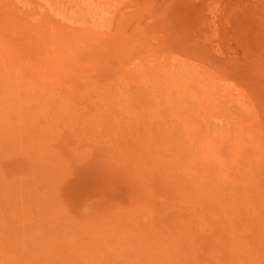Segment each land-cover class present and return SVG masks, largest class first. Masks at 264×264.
Returning <instances> with one entry per match:
<instances>
[{"label":"rangeland","instance_id":"374dc122","mask_svg":"<svg viewBox=\"0 0 264 264\" xmlns=\"http://www.w3.org/2000/svg\"><path fill=\"white\" fill-rule=\"evenodd\" d=\"M20 1L0 0V112H4V120H2L3 117L0 118V132L1 136L4 137L2 138L0 136V196L2 197V195H5L4 198L8 201H10L9 199L11 196L14 197H11V201H14L11 202L13 204H3L5 205V208L4 210V206L0 208V212H51L52 216L56 217L63 211L52 194H50L52 197L50 195H46L48 198H46V196L41 197V201H45V205H43L44 202L39 203V201H37V196L35 199L33 198L34 188H30V192L33 193H30V195H32L34 200L33 202H30L32 199L29 201L28 199L30 197H28V195V199H26L25 196L18 195L15 192L16 189L5 188L6 184L3 182V174L1 171L2 157H6L8 154L17 153V151L22 150V147H18V145L23 146V143H21L22 141L24 142V140L33 137L34 125L31 122L34 117H39L45 114L48 115L50 110L53 111L55 109L57 110H55V112L56 114L58 113L57 116L59 117L75 116L79 111L77 108V101L79 100L88 101V114L90 118L97 116L121 115L122 112L127 114L128 108L115 107L119 104V101L132 102L134 103L137 115L154 117V119L156 118L154 120L153 130H156L157 134L153 131L155 134L153 139L148 141V144L154 148L157 147L163 149L164 154L163 156L158 157V162H165L168 164V178L170 181H175L179 174L182 179L186 181V187H190L193 181L196 182L195 185L197 186H199L200 182L202 184L205 183V185L207 184L206 186H214L215 181H220L221 178L225 179V169H227V178L232 180V196L234 199L233 208L235 213L234 223L238 221L239 226L244 228H246V225L249 222L254 224L250 225L249 223L250 229H246L248 232L253 231L249 232L250 240L248 250L251 252L249 253L250 256H252V248L254 244V242L251 241V238H254V236L258 238L260 235L257 239V249H259L257 251L259 253L254 257L256 259H253V257H249L248 255V261L252 258L250 264H264V204H262L264 203V192H262L264 189V166L262 165L264 164V158H262L264 156V99H262L264 98V89L262 90V87H264V10H261L264 9V3L254 6L253 3L255 0L254 2L253 0H214L211 2L210 0H174L175 2H173V0H166L167 2L160 0L159 2H166L165 6L167 7H170L171 2L176 4H173L174 6L172 5L173 7L171 6V9L166 8L167 11H165V7H163L165 10L161 9L162 11H165V13L162 12L161 16L165 17L166 15L168 21L163 22V25L165 23L164 27L162 24L158 25L159 22H157V19L160 17L156 16L158 13L155 14L156 11L153 9L154 6H152V10H154L155 13L152 14H155L156 23L148 25L149 7L146 8L148 9V12H146V9H144L145 6H143L144 8L139 6L140 10H143V13L141 11H135V7H137L138 4L135 7L130 6L132 8L127 7L130 8V10H121L126 5H129L128 2H130V0H124L125 3L122 2V0H117L120 5L122 3V8L117 4L116 0H96V2L94 0H83L82 5H85L86 7L75 10L72 9L75 8V6L70 0L61 1L60 6L58 4H49L48 0H44L48 6H46L47 4H45L43 0H30L31 2L28 0L26 4L24 3L26 0H24V2L23 0ZM40 1L41 3H39ZM67 1H69V3H67ZM169 1L171 2L168 4ZM85 2H87V4H85ZM18 3L23 4L21 6ZM153 3L154 1L151 5H153ZM225 3L227 6H225ZM63 4L65 5L63 6ZM28 5L32 6V8L29 9ZM107 5L109 6V9H114L113 7L116 8L114 10H109ZM19 6L26 11L17 10L20 8ZM25 6L29 10H27ZM49 6H51V8ZM62 6L63 10L60 9ZM161 6L162 4H160L159 8H161ZM42 7H45L47 10ZM219 7L222 8V10H220ZM104 8L105 10H103ZM232 8L233 11H231ZM52 10H54V12H52ZM227 11H229L228 16L226 15ZM132 13L137 15H132L134 17H131L130 14ZM142 14L147 15L143 16ZM143 22H147L146 27L142 24ZM125 24H130L131 26L129 29H132V31L129 33L127 32L124 35L119 34V36L117 35L116 37L114 31ZM142 25L144 29L149 30V34H151L150 38L159 37L160 39L163 37L160 41L159 39L156 40L160 43L150 38L143 40L145 35L142 33V30L139 32V29L142 28L140 26ZM119 29L120 28H118V30ZM128 38L130 40H126ZM148 40L152 42V45L150 42L148 43ZM119 41L121 42L119 43ZM152 50H155V53H153ZM170 52H172V56ZM166 53H168L167 57L172 59L178 57V55H175L177 53L181 57L180 59H187L192 62L195 68L200 64L199 66L201 67V65H203L205 69H199V67L196 70L193 69V66L181 68L180 61H172L169 58L165 59V55H167ZM146 54L149 57L146 56ZM169 61L174 63H170ZM135 65L137 71L132 69ZM129 66L132 67V70H129ZM172 68H174L173 70H177L176 73L171 71ZM162 69H164L163 72L161 71ZM43 73L47 75H43ZM54 73L58 74L55 75ZM65 73H71L73 75H59ZM179 75L182 78L180 77V79H177L179 78ZM183 80H186L191 86L194 85L197 87L195 89L193 86V92L191 93L192 97H190L191 99L189 98L186 100L184 92L178 88L179 84H177L176 87V83H174H180ZM257 80L258 83H261H256ZM199 81L205 84H207V82L210 83L207 85L208 87H206L207 92L215 93L217 96H215V102L211 101L212 98L208 99L209 95H214V93H207L208 96L206 100V92L200 85L201 83ZM223 81H225L226 84H223L225 88L222 86L224 88L222 91L221 85L224 83ZM71 83L74 85L73 87L70 86ZM156 83H164L167 85V88L161 93L164 97L160 100L156 99L159 98L158 92L161 91L156 90V87L153 86ZM75 84L85 85L84 91L81 92L80 89H76ZM124 85L127 86L125 87ZM239 86L244 90L242 91L243 98L241 93L237 91H241ZM138 87H141V89H138ZM113 88L114 90H112ZM214 88L215 91H213ZM17 89L19 93L16 94L15 91ZM259 89L261 90V93ZM39 90L41 93L45 90L47 91L42 93L45 98H41ZM26 94H28V99H26ZM187 96L189 95L187 94ZM256 97L260 100L259 102ZM15 98H21V101H17V103L19 106L21 105L20 107L23 109L20 112L15 106L14 109L16 110H12V113L8 106L7 109L5 108L7 103H11L12 105L10 107L13 109L12 107L16 103H9V101L16 100ZM38 98L45 102L44 104H48L42 105V102L40 105L41 100H38ZM51 98L54 102H52L53 100ZM245 98H248L249 100ZM181 99L184 101L182 100V102ZM64 100H68L66 101L68 103L64 102L66 105L61 104ZM1 101H5L6 104ZM187 101H189V103H187ZM245 102L250 103L246 104ZM55 103L57 104L55 105ZM181 103L183 104L181 105ZM98 104L100 106H98ZM190 104H192V109H190ZM228 104L229 108L233 106V108L230 109L232 112L228 109ZM251 105L253 108L249 110L248 108H251ZM60 106L61 108H59ZM121 106H123V104H121ZM196 106L199 108H196ZM183 108H186V110ZM245 108H247V110L243 111ZM8 109L10 111L9 114ZM180 109L184 110V112ZM16 111L20 114L17 115L18 113ZM235 111H238L240 114H237V112L235 113ZM255 113L257 115H255ZM10 114L12 117L8 116ZM260 114L262 115L261 118H259L261 116ZM232 115L233 118L239 115L238 117H235L236 119H239L236 120L234 118L233 120L231 117ZM249 115L254 118L250 119L248 117ZM7 116L10 120L9 118L6 119ZM17 116L21 118H18ZM14 117H17L16 120ZM216 117L217 120L215 119ZM230 117L232 121L229 119ZM182 118L184 119L182 120ZM218 118L223 121L226 119L227 124L223 121L219 122ZM255 118L256 120H254ZM18 119L19 122H17ZM6 120L9 121L5 123L4 121ZM210 120L214 123L216 122V125L211 123ZM248 120H252L251 122L253 123L255 122V124L251 123L252 129L254 127L253 125H255V127L256 125L258 126L254 128V130H257L256 132L250 129L251 124L249 125L250 121ZM27 123L30 124L28 125ZM244 123L246 128H244ZM12 125L13 127H16L15 129L13 128V134L14 131L15 133H17V131L20 133V138L22 140L20 142L21 144H17L18 141H15L16 137L13 138L14 141L11 140L12 138L8 137L7 134L10 135L11 133H6L5 136L3 135L7 130H12ZM69 125L71 124H66L65 126ZM227 125L229 126V129ZM230 125L233 126L230 128ZM236 125H238L237 128L235 127ZM59 126H62V124L57 125V127ZM99 126L100 124H90V127L97 128ZM210 126L212 128H210ZM36 127L38 133L39 125H36ZM208 128L210 130H208ZM223 128L225 131L223 130V132H221L220 130ZM232 128L240 130L241 132L239 131V133L237 130L235 131V129L230 130ZM43 129L41 130L42 132ZM208 131L213 132L209 133ZM44 132H48V129ZM98 132H100V130L97 131V133ZM217 132H219V134H216ZM231 133H233L234 136H232L233 134ZM37 137L39 136L37 135ZM164 138L167 139L164 140ZM227 139H229V141ZM3 140H7V144H10V146L8 145V147L5 148V145L7 146V144L4 145L2 142ZM165 141H167L169 149L164 145L166 144ZM13 142H15L17 146L12 144ZM12 145L15 147H12ZM176 147L179 148L177 149ZM229 147H231L232 150H230ZM176 150L177 153H175ZM254 150H256V152ZM258 152H260V155ZM254 155L256 159L254 158ZM226 159L228 161H226ZM247 162L248 164H246ZM260 163L262 164L259 165ZM258 167L263 169L261 170V168ZM211 168L218 169L217 171L216 169L214 170V173L216 174L217 172L218 174H212L213 172L210 170ZM178 169L180 170L179 172H177ZM221 170L223 171V177L220 176L222 173ZM205 172L206 174H204ZM242 172L245 173L243 174ZM251 174H255L254 176L256 178L254 176L253 178ZM246 177H248V180ZM256 179H258L257 184ZM244 182L248 186L243 184ZM249 185H254L257 189L251 188ZM261 187H263V189ZM205 189L213 190L212 188ZM252 189L254 190L253 193L251 192ZM196 191L198 197V191H200L199 187L196 188ZM14 192L15 195L13 194ZM192 195V190L188 191L186 188L184 196L192 198ZM20 201L22 203H20ZM250 201L252 204H248ZM31 203H33L32 207ZM246 206L251 208L249 214V208H246ZM91 211L92 209L89 208V212ZM237 215H239L242 220H240ZM59 217L60 216H58V218ZM3 219L5 220L3 221L4 223L0 220V244H5V247L8 248L13 247L12 250H15L13 252H11L12 250L0 251V260L40 261L45 264H100V221L90 222L88 229L82 230L80 227L71 224L70 221L66 222L62 219L48 220L41 222L42 224L39 221L34 220ZM169 221L172 222L171 220ZM201 222L202 226L208 224L205 220H201ZM46 228H52L53 232L56 229V231L52 234L53 232L50 230L49 231L52 233H49V231L47 232ZM210 229L211 227L209 226L207 231ZM42 239H44V242L45 240L46 242L49 241L47 243L45 242L46 246H43L44 244L40 242ZM11 241H13V243ZM33 241H38L39 244H33ZM22 248H25L26 250H22ZM175 255V237H173L170 238L169 264L175 263Z\"/></svg>","mask_w":264,"mask_h":264},{"label":"crops","instance_id":"0c3cea01","mask_svg":"<svg viewBox=\"0 0 264 264\" xmlns=\"http://www.w3.org/2000/svg\"><path fill=\"white\" fill-rule=\"evenodd\" d=\"M75 85L76 89L84 91L85 85ZM77 102L76 116L59 117L55 110H50L48 115L34 117L31 122L33 137L23 142V150L1 160L6 188H18V195H28L23 191L31 185L34 193L40 192L41 196L55 194L63 211L54 215L56 217L51 212H0V218L40 223L62 219L82 230H87L90 222L100 221V264H111V261L112 264H169L170 238L173 237L177 259L172 264H248L250 233L238 222L234 223L232 180L227 178V171L225 179L215 181L213 187L201 182L197 186L195 181L186 187V181L179 174L175 181H170L168 164L158 162V157L164 154L163 149L148 144L153 139L151 130L156 118L137 115L134 103L126 101H119L115 107L128 108L127 114L90 118L88 101ZM58 124L62 126L57 127ZM90 124L100 126L95 128ZM36 125L41 130L44 126L48 132L41 133L39 129L41 134L37 133ZM35 163L40 166L43 163L44 168L40 169L48 179L37 178L35 167L38 165ZM227 182L230 189L224 187ZM186 188L192 190V198L184 196ZM1 199L0 204L8 203L6 198ZM201 220L208 222L209 231L200 227ZM130 230H134L135 235ZM256 240L255 236L251 238L254 255L258 253L255 252ZM9 249L0 247L2 252ZM118 254L123 256L121 260ZM115 255L118 261L113 260ZM0 264L45 263L0 260Z\"/></svg>","mask_w":264,"mask_h":264},{"label":"bare ground","instance_id":"6f19581e","mask_svg":"<svg viewBox=\"0 0 264 264\" xmlns=\"http://www.w3.org/2000/svg\"><path fill=\"white\" fill-rule=\"evenodd\" d=\"M18 1H20V0H18ZM27 1H28V0H26V1L24 2V0H23V2H24L25 4H26ZM29 1H30V0H29ZM37 1H38V0H37ZM43 1H44V0H43ZM43 1H42V2H43ZM48 1H49V4H50V3H51V4H55V5L58 4V5L60 6L61 1H63V0H48ZM70 1H71V2L73 3V5L75 6V8H72V9H74V10H75V9H81V8H83V7H86L85 5H82V4H83V0H82V2H81V0H70ZM94 1L96 2V0H94ZM94 1H93V2H94ZM97 1H98V0H97ZM107 1H111V0H107ZM116 1H117V0H116ZM128 1H129V0H128ZM141 1H143L144 3L141 2ZM151 1H152V2L154 1L153 5H151V4H152ZM151 1H150V0H146V1H144V0H134V1H133V0H130V2H128L129 5H126L124 8H122V6H123L122 3H121V5H120V4L118 3V1H117V4L120 5V7L122 8L121 10H123V11H124V10H130V8H132L133 6L135 7L137 4H138V5H137L138 8L135 7V9H136L135 11H141V10H140V7L144 8L143 6H145L144 9H146L147 7H149V10H148V9L145 10L146 12L149 11V14H148V15H149V16H148L149 21H148V23L146 22L147 25H148V24H154V23H156V22H155V14H157V13H158V14H157L156 16H158V17H160V18L162 17L161 19H160V18L157 19V22H159L158 25H160V24L163 25V22H164V21H165V22H168L167 19H166V18H167L166 15H165V17H164V16H161V14H162V12L165 13V11H167L168 8L171 9L174 5H176L175 3H173V2H175V1L173 0V2H171V1L168 2V4L171 2V3H170V4H171L170 7L165 6V5H166V2H167L166 0H164V1H166V2H164V1H163V2H162V1L159 2L160 0H156V1H155V0H151ZM157 1H158V2H157ZM211 1H214V0H210V2H211ZM226 1H228V0H226ZM229 1H230V0H229ZM232 1H234V0H232ZM238 1H239V0H238ZM250 1H251V0H250ZM20 2H21V1H20ZM20 2H19V3H20ZM30 2H31V1H30ZM34 2H35V1H34ZM45 2H46V1H44V3H45ZM99 2H100V1H99ZM122 2H124V0H122ZM145 2H146V3H145ZM150 2H151V3H150ZM236 2H237V1H236ZM247 2H249V1H247ZM253 2H254V0H253ZM253 2H252V3H253ZM19 3H18V4H19ZM39 3H41V1H40ZM44 3H43V6H44ZM67 3H69V1H67ZM124 3H125V2H124ZM147 3H148V4H147ZM164 3H165V4H164ZM214 3H215V2H214ZM216 3H217V2H216ZM254 3H255V4H254ZM254 3H253L254 6H256V5H258V4H263V3H264V0H260V1H259V0H255ZM22 4H23V3H21V4H19V5L22 6ZM28 4H29V3H28ZM33 4H34V3H33ZM45 4H47V3H45ZM85 4H87V2H85ZM88 4H89V3H88ZM95 4H96V3H95ZM97 4H98V2H97ZM126 4H127V3H126ZM134 4H135V5H134ZM146 4H147V6H146ZM160 4H162L161 8H159V7H160ZM173 4H174V5H173ZM218 4H219V3H218ZM218 4H217V5H218ZM231 4H232V3H231ZM31 5H32V4H31ZM64 5H65V4H63V6H64ZM92 5H93V4H92ZM98 5H99V4H98ZM149 5L151 6V9H150V6H149ZM172 5H173V6H172ZM21 6H19V7H20L22 10H21L20 8L17 9V10H19V11H23V10H25V9H23ZM41 6H42V5H41ZM46 6H48V4H47ZM63 6H62L60 9H62ZM89 6H91V5H89ZM93 6H94V5H93ZM102 6H103V5H102ZM130 6H132V7H130ZM139 6H140V7H139ZM152 6H154L153 9L156 11V13L154 12V10H152ZM171 6H172V7H171ZM225 6H227L226 3H225ZM25 7H26V6H25ZM28 7H29V9L32 8V6H29V5H28ZM49 7L51 8V6H49ZM49 7H48V8H49ZM94 7H96V6H94ZM108 7H109V6L107 5V8H108ZM110 7H111V6H110ZM112 7H113V6H112ZM127 7H130V8H127ZM163 7H165V9H166V8H167V9L165 10V9H163ZM234 7H235V5H234ZM33 8H34V6H33ZM42 8H45V7H42ZM52 8H53V7H52ZM89 8H91V7H89ZM96 8H97V7H96ZM113 8L115 9L116 7H113ZM125 8H127V9H125ZM142 8H141V9H142ZM219 8H220V7H219ZM238 8H239V7H238ZM26 9H27V7H26ZM29 9H27V10H29ZM45 9H46V8H45ZM54 9H55V8H54ZM92 9H93V8H92ZM98 9H99V8H98ZM108 9H109V8H108ZM114 9L110 8L109 10H114ZM156 9L158 10V12H157ZM161 9H162V10H165V11H162ZM226 9H227V8H226ZM258 9H259V8H258ZM46 10H47V9H46ZM57 10H58V9H57ZM62 10H63V9H62ZM64 10H65V9H64ZM74 10H73V11H74ZM103 10H105V8H104ZM121 10H120V11H121ZM147 10H148V11H147ZM220 10H222V8H220ZM220 10H219V11H220ZM256 10H257V9H256ZM261 10H264V9H261ZM25 11H26V10H25ZM30 11H31V10H30ZM95 11H96V10H95ZM120 11H119V12H120ZM131 11H132V10H131ZM152 11H153V12H152ZM168 11H169V10H168ZM231 11H233V8H232ZM17 12H18V11H17ZM52 12H54V10H52ZM55 12H56V11H55ZM62 12H63V11H62ZM133 12H134V11H133ZM141 12L143 13V10H142ZM150 12H151V13H150ZM228 12H229V11H227V13H226L227 16H228ZM71 13H72V12H71ZM134 13H136V12H134ZM134 13L130 14L131 17H134L135 15L138 14V12H137V14H134ZM139 13H140V12H139ZM152 13H155V14H152ZM28 14H29V11H28ZM71 15H72V14H71ZM132 15H134V16H132ZM142 15H143V14H142ZM145 15H147V14H145ZM145 15H143V16H145ZM24 16H25V15H24ZM139 17H140V16H139ZM163 17H164V19H163ZM222 17H223V16H222ZM144 18H147V17H144ZM82 19H83V18H82ZM95 19H96V18H95ZM148 19H147V20H148ZM147 20H145V21H147ZM223 20H224V19H223ZM82 21H84V20H82ZM143 21H144V20H143ZM161 21H162V22H161ZM80 22H81V21H80ZM160 22H161V23H160ZM169 22H170V21H169ZM224 22H225V21H224ZM146 23L143 22L142 24L146 27ZM227 23H228V21H227ZM84 24H85V23H84ZM228 24H229V23H228ZM262 24H263V23H262ZM127 25H128V26H127ZM143 25L140 26V27H142V28L139 27V28H140V29H139V32H141V30H142V33H144V35H145L143 40H145L146 38H150V37H151V34H149V30H148V29H144ZM130 26H131L130 24H125V25H122V26L118 27V28H120V29L118 30V28H117L116 31H114L115 34H116V37H117V35L119 36V34H120V35H122V34L124 35V34H126L127 32L129 33L130 31H132V29H129ZM163 26L165 27V23H164ZM163 26H162V27H163ZM152 27H154V26H152ZM156 27H157V26H156ZM261 28H262V27H261ZM164 29H165V28H164ZM118 32H120V33H118ZM154 33H155V32H154ZM166 33H167V32H166ZM152 34H153V33H152ZM114 36H115V35H114ZM127 36H132V35H127ZM162 36H163V35H162ZM162 36H161V37H162ZM155 38H156V39H155ZM155 38H150V39H152V40H154V41H156V40L159 39V37H155ZM162 38H163V37H162ZM162 38H160L159 41H160ZM117 39H118V38H117ZM126 40H130V39L128 38V39H126ZM131 41H132V40H131ZM159 41H156V42L160 43ZM120 42H121V41H119V43H120ZM149 42H150L151 45H152V42L148 40V43H149ZM151 47H152V46H151ZM151 47H150V48H151ZM160 49H161V48H160ZM152 51H153V53H155V52H154L155 50H152ZM160 51H161V50H160ZM165 51H166V50H165ZM153 53H152V54H153ZM170 53H171V56H172V55H173L172 52H170ZM166 54H167V55H165V56H166L165 59H166V58H167V59L169 58V59H171L172 61H173V60H175V61H180V62H181L180 67H181V68H185V67H187V66H191V67L193 66V69H196V70H197V68L200 67V66H199L200 64H198V65H197L198 67L196 66L197 68H195V67H194V64H193L192 62L188 61L187 59H180L181 57H180L179 54H177V53H176V54L174 53L175 55H178V57L175 58V59H172V58H170V57H167V56H168V53H166ZM251 54H252V53H251ZM251 54H250V55H251ZM144 55H145V54H144ZM154 55H155V54H154ZM154 55H151V56H154ZM169 55H170V54H169ZM175 55H174V56H175ZM220 55H221V54H220ZM220 55H219V56H220ZM228 55H229V54H228ZM146 56H148V55L146 54ZM151 56H150V57H151ZM155 56H156V55H155ZM174 56H173V57H174ZM190 56H191V55H190ZM205 56H206V55H205ZM207 56H208V55H207ZM148 57H149V56H148ZM157 57H158V56H157ZM221 57H222V56H221ZM155 58H156V57H155ZM190 58H191V57H190ZM205 58H206V57H205ZM156 59H157V58H156ZM156 59H155V60H156ZM165 59H164V60H165ZM192 60H193V59H192ZM154 62H155V61H154ZM169 62H170V61H169ZM170 63H174V62H170ZM4 64H5V63H4ZM130 65H131V64H130ZM195 65H196V64H195ZM208 66H209V64H208ZM209 67H210V66H209ZM3 68H4V67H3ZM131 68H132V67L129 66V70L135 69V70L137 71L136 65H135V67H133L132 69H131ZM203 68H204L203 65H201V67H200L199 69H203ZM210 68H211V67H210ZM173 69H174V68H172L171 71H174V72L176 73L177 70H176V69L173 70ZM204 69H205V68H204ZM163 70H164V69H162L161 71L163 72ZM1 71H2V70H1ZM202 71H203V70H202ZM203 72H204V71H203ZM215 73H216V72H215ZM0 75H1V74H0ZM120 75H121V74H120ZM175 75H176V74H175ZM210 75H211V74H210ZM182 76H183V75H182ZM208 76H209V75H208ZM213 76H214V75H213ZM120 77H121V76H120ZM180 77H181V76L179 75V78H177V79H180ZM206 77H207V75H206ZM209 77H210V76H209ZM181 78H182V77H181ZM198 78H199V77H198ZM16 79H17V78H16ZM196 79H197V78H196ZM256 79H257V78H256ZM260 79H261V78H260ZM3 80H4V79H3ZM258 80H259V79H258ZM258 80H257L256 83H258ZM106 81H107V80H106ZM109 81H110V79H109ZM179 81H180V80H179ZM208 81H210V80H208ZM255 81H256V80H255ZM139 82H140V81H139ZM163 82H164V81H163ZM199 82H200V81H199ZM210 82H213V81H210ZM223 82H224V83H222V85H221L222 91H223V89L225 88V87L223 86V84H226L225 81H223ZM15 83H16V82H15ZM144 83H145V82H144ZM174 83H176V84H175L176 87H177V84H179V85H178V88H179L181 91L184 92V96H186V97H185L186 100H188L190 97H192V94H191V93L193 92V89H192V88H193L194 85L191 86L189 83H187L186 80H183V81L180 82V83H177V82H174ZM200 83H201V82H200ZM260 83H261V82H260ZM260 83H258V84H260ZM32 84H33V83H32ZM129 84H130V83H129ZM129 84H128V85H129ZM167 84H168V83H167ZM209 84H210V83H208V82H207V84H205V83H201V84H200V85L204 88V90H205V92H206V100H207V96H208L209 93H210V94H213V93H214V92H213V93H211V92L208 93V92H207V88H206V87H208L207 85H209ZM254 84H255V83H254ZM262 84H263V83H262ZM262 84H261V85H262ZM14 85H15V84H14ZM40 85H42V84H40ZM261 85H260V86H261ZM8 86H9V85H8ZM111 86H113V85H111ZM124 86L126 87L127 85H124ZM151 86H152V85H151ZM153 86L156 87V90H161L160 92H158V96H159V98H156L157 100H160L161 98L164 97L161 93H163V90H164L165 88H167V85L164 84V83H156V84L153 85ZM215 86H216V85H215ZM215 86H213V87H215ZM222 86H223L224 88H223ZM29 87H30V86H29ZM39 87H40V86H39ZM217 87H218V86H217ZM217 87H216V88H217ZM239 87H240V86H239ZM250 87H251V86H250ZM47 88H48V87H47ZM52 88H53V87H52ZM108 88H109V87H108ZM132 88H133V87H132ZM139 88L141 89V87H138V89H139ZM194 88L196 89L197 87L194 86ZM235 88H236V87H235ZM253 88H254V87H253ZM255 88H256V87H255ZM257 88H258V87H257ZM28 89H29V88H28ZM117 89H118V88H117ZM126 89H127V88H126ZM209 89H210V88H209ZM217 89H218V88H217ZM237 89H238V87H237ZM237 89H236V90H237ZM240 89H241V91H240V90H237V91H239V92L241 93V96H242V98H243L242 91H244V90H242V89H243L242 87H240ZM260 89H261V88H260ZM260 89H259V91H260V93H261V90H260ZM263 89H264V87H262V90H263ZM30 90H31V89H30ZM60 90H61V89H60ZM112 90H114V88H113ZM132 90H133V89H132ZM154 90H155V89H154ZM210 90H211V89H210ZM247 90H248V89H247ZM14 91H15V90H14ZM16 91H18V89H17ZM16 91H15L16 94L19 93V91H18V92H16ZM41 91H42V89H41ZM41 91L39 90V93H41ZM45 91H46V90H45ZM45 91H44V92H45ZM126 91H127V90H126ZM128 91H129V90H128ZM140 91H141V90H140ZM213 91H215V88H214ZM219 91H220V90H219ZM255 91H256V90H255ZM28 92H29V90H28ZM44 92H42V93H44ZM46 92H47V91H46ZM106 92H107V91H106ZM110 92H111V91H110ZM112 92H113V91H112ZM129 92H130V91H129ZM245 92H246V91H245ZM256 92H257V91H256ZM26 93H27V91H26ZM42 93H41V98H45V97L42 95ZM50 93H51V92H50ZM186 93H187L189 96H187ZM207 93H208V94H207ZM221 93H222V92H221ZM237 93H238V92H237ZM243 93H244V92H243ZM260 93H259V95H260ZM16 94H15V95H16ZM45 94H46V93H45ZM116 94H117V93H116ZM127 94H128V93H127ZM127 94H125V95H127ZM228 94H229V93H228ZM250 94H252V93H250ZM26 95H27V98H26V99H28V94H26ZM26 95H25V96H26ZM98 95H99V94H98ZM111 95H113V94H111ZM229 95H230V94H229ZM244 95H245V94H244ZM262 95H263V93H262ZM262 95H261V96H262ZM42 96H43V97H42ZM46 96H47V95H46ZM53 96H54V95H53ZM53 96H52V97H53ZM109 96H110V95H109ZM113 96H114V95H113ZM117 96H118V95H117ZM117 96H116V97H117ZM128 96H129V94H128ZM175 96H176V95H175ZM210 96H212V97H210ZM213 96H214V97H213ZM215 96H216L215 93H214V95H209V98H208V99H211V98H212L211 101H214V102H215V100H216V99H215ZM11 97H12V96H11ZM20 97H23V96H20ZM173 97H174V96H173ZM216 97H217V96H216ZM55 98H56V97H55ZM176 98H177V97H176ZM178 98H179V97H178ZM182 98H183V97H182ZM213 98H214V100H213ZM229 98H230V97H229ZM253 98H255V97H253ZM10 99H11V98H10ZM15 99H16V100H12V101L10 100V101H9V103H10V102H12V103L14 102V103L17 104V105H16V104L13 105V107H12L13 109H11V107H10V106L12 105L11 103H10V104L7 103L6 108H5V109H7V106H8V107L10 108V111H11L12 113H13L12 110H16V109H14L15 106L17 107L18 110H20V112H21V110L23 109V108L20 107L21 105L19 106V104L17 103V101H18V102L21 101V98H18V99L15 98ZM51 99H52V98H51ZM63 99H65V98H63ZM122 99H123V98H122ZM122 99H121V100H122ZM183 99H184V98H183ZM183 99H181V101H182ZM190 99H191V98H190ZM245 99H248V98H245ZM256 99L258 100L257 97H256ZM262 99H264V98H262ZM38 100H41V99L38 98ZM52 100H53V99H52ZM179 100H180V98H179ZM186 100H185V101H186ZM217 100H218V99H217ZM227 100H228V99H227ZM242 100H243V99H242ZM248 100H249V99H248ZM45 101H46V100H45ZM50 101H51V100H50ZM66 101H68V100H64L61 104H62V105H66V104H64V102H65V103H68V102H66ZM167 101H169V100H167ZM183 101H184V100H183ZM183 101H182V102H183ZM243 101H244V100H243ZM246 101H247V100H246ZM259 101H260V100H258V102H259ZM1 102L3 103V102H5V101H1ZM42 102H43L42 100H41V103L39 102L40 105L42 104ZM52 102H54V100H53ZM192 102H194V101H192ZM226 102H227V101H226ZM250 102H251V101H250ZM250 102H245V103H246V104H249ZM44 103H45V102H43L42 105H47V104H48L47 102H46L47 104H44ZM57 103H58V102H57ZM57 103H55V105H56ZM69 103H70V102H69ZM187 103H189V101H187ZM228 103H229V102H228ZM251 103H252V102H251ZM5 104H6V102H5ZM58 104H59V103H58ZM182 104H183V103H181V105H182ZM3 105H4V104H3ZM179 105H180V104H179ZM188 105H189V104H188ZM191 105H192V104H190V106H191ZM206 105H207V104H206ZM208 105H209V103H208ZM67 106H69V105H67ZM98 106H100V105L98 104ZM177 106H178V104H177ZM227 106H228V109H229V110H230L231 108H233V106H232L231 108H229V104H228ZM248 106H249V105H248ZM262 106H263V105H262ZM0 107H1V103H0ZM18 107H19V108H18ZM29 107H30V106H29ZM74 107H75V106H74ZM182 107H183V106H182ZM260 107H261V106H260ZM57 108H58V107H57ZM59 108H61V106H60ZM196 108H199V107L196 106ZM211 108H212V107H211ZM252 108H253V106L251 105V108H248V109L250 110V109H252ZM27 109H28V108H27ZM183 109L186 110V108H183ZM190 109H192V106L190 107ZM25 110H26V109H25ZM55 110H56V109H55ZM175 110H176V109H175ZM180 110L184 112V110H182V109H180ZM229 110H228V111H229ZM235 110H236V108H235ZM238 110H239V109H238ZM240 110H241V109H240ZM245 110H247V108H245L243 111H245ZM249 110H248V111H249ZM253 110H254V109H253ZM262 110H263V109H262ZM262 110H261V112H262ZM10 111H9V109H8V114L10 113ZM56 111H57V110H56ZM68 111H71V110H68ZM188 111H189V110H188ZM230 111L232 112V110H230ZM241 111H242V110H241ZM16 112H17V111H16ZM22 112H23V111H22ZM190 112H191V111H190ZM231 112H230V113H231ZM236 112H237V114H240V113H238V111H235V113H236ZM255 112H256V111H255ZM261 112H260V113H261ZM3 113H4V112H0V114H1V115H0V118L3 117ZM12 113H11V114H12ZM17 113H18V114H17ZM17 113H16L17 115L20 114L19 112H17ZM42 113H43V112H42ZM42 113H41V115H42ZM191 113H193V112H191ZM191 113H189V114H191ZM235 113H234V114H235ZM11 114L8 115V116H11V117H12ZM57 114H58V113H57ZM227 114H228V113H227ZM261 114H262V113H261ZM261 114H260V115H261ZM185 115H186V114H185ZM187 115H188V114H187ZM252 115H253V114H252ZM252 115H251V116H252ZM255 115H257V114L255 113ZM8 116L6 117V119L9 118ZM13 116H14V115H13ZM75 116H76V115H75ZM238 116H239V115H238ZM238 116H235V117H238ZM17 117H18V116H17ZM17 117H14V119L16 120ZM181 117H182V116H181ZM196 117H197V116H196ZM207 117H208V116H207ZM231 117L233 118V115H232ZM231 117H230L229 119L232 121ZM235 117H234V118H235ZM244 117H245V116H244ZM248 117H249L250 119H253V118H254V117H250V115H249ZM257 117H258V116H257ZM257 117H256V118H257ZM261 117H262V115H261L259 118H261ZM18 118H21V117H18ZM66 118H67V117H66ZM66 118H65V119H66ZM68 118H70V117H68ZM75 118H76V117H75ZM193 118H194V117H193ZM234 118H233V120H234ZM256 118H255L254 120H256ZM48 119H49V118H48ZM153 119H154V117H153ZM183 119H184V118H182V120H183ZM215 119L217 120V117H216ZM235 119H236V118H235ZM237 119H239V118H237ZM237 119H236V120H237ZM242 119H243V118H242ZM245 119H246V118H245ZM247 119H248V118H247ZM2 120H4V117L2 118ZM9 120H10V118H9ZM9 120H8V121H9ZM70 120L72 121V119H70ZM73 120H74V119H73ZM161 120H162V119H161ZM207 120H209V119H207ZM8 121L6 120V121H4V122L7 123ZM179 121H180V119H179ZM218 121L221 122V121H223V120H221L220 118H218ZM218 121H217V122H218ZM238 121H239V120H238ZM248 121H250V120H248ZM251 121H252V120H251ZM251 121L249 122V125H250L251 123H252V124H255V122L253 123V122H251ZM263 121H264V120H263ZM17 122H19V119L17 120ZM21 122H22V121H21ZM175 122H176V120H175ZM181 122H182V121H181ZM181 122H180V123H181ZM208 122H209V121H208ZM210 122H211V123H214V122H212L211 120H210ZM210 122H209V124H210ZM223 122L226 123V122H227L226 119H225ZM228 122H229V121H228ZM246 122H247V121H246ZM246 122H245V123H246ZM257 122H258V119H257ZM0 123H1V121H0ZM183 123H184V122H183ZM245 123H244V128H246V127H245ZM247 123H248V122H247ZM64 124H65V122H64ZM73 124H74V123H73ZM161 124H162V122H161ZM194 124H195V123H194ZM214 124L216 125V122H215ZM219 124H220V123H219ZM226 124H227V123H226ZM229 124H230V122H229ZM240 124H241V123H240ZM252 124L250 125V126H251L250 129L256 132L257 130H254V128H256V127H258V126L256 125V127H255V125H253L254 127H253V129H252ZM165 125H166V123H165ZM182 125H183V124H182ZM211 125H212V124H211ZM215 125H214V126H215ZM241 125H242V124H241ZM69 126H70V125H69ZM176 126H177V124H176ZM219 126H220V125H219ZM219 126H218V127H219ZM222 126H223V123H222ZM227 126H228V125H227ZM227 126H226V127H227ZM232 126H233V125H232ZM232 126L230 125V128H231ZM237 126H238V125H236L235 127L237 128ZM246 126H247V125H246ZM43 127H44V126H43ZM43 127H42V129H43ZM165 127H166V126H165ZM212 127H213V125H212ZM212 127L210 126V128H212ZM215 127H216V126H215ZM13 128L15 129L16 127H13V125H12V130H7V131H10V132H7V131H6V132L3 133V135L5 136L6 133H11L10 135L7 134L8 137L12 138L11 140H13V138L16 137V138H15V139H16L15 141H18V139H19L20 137H18L17 135L20 136V133H19L18 131H17V133H15V131H14V134H13ZM181 128H182V127H181ZM188 128H190V127H188ZM39 129L41 130V127H40V128L38 127V133H39ZM152 129H153V128H152ZM179 129H180V126H179ZM216 129H217V127H216ZM228 129H229V126H228ZM234 129H235V128H232V129H230V130H234ZM242 129H243V128H242ZM259 129H260V128H259ZM208 130H210V129L208 128ZM211 130H212V129H211ZM223 130H224V128L221 129L220 131L223 132ZM230 130H228V131H230ZM236 130H237V129H235V131H236ZM11 131H12V132H11ZM44 131H45V130L43 129V132H44ZM151 131L156 132V130H151ZM160 131H161V130H160ZM164 131H165V130H164ZM220 131H219V132H220ZM224 131H225V130H224ZM237 131L239 132L240 130H237ZM243 131H244V129H243ZM40 132H41V131H40ZM43 132H41V133H43ZM58 132H59V130L57 131V133H58ZM208 132H209V133H210V132L212 133L213 131H208ZM219 132H217L216 134H219ZM231 132H232V131H231ZM240 132H241V131H240ZM240 132H239V133H240ZM41 133H39V134H41ZM156 133H157V132H156ZM162 133H163V132H162ZM168 133H169V132H168ZM225 133H226V132H225ZM239 133H237V134H239ZM249 133H250V132H249ZM12 134L15 135V136H13ZM154 134H155V133H154ZM154 134H152V136H154ZM221 134H222V133H221ZM221 134H220V136H221ZM231 134H233V133H231ZM235 134H236V133H235ZM252 134H253V133H252ZM254 134H256V133H254ZM55 135H56V134H55ZM57 135H58V134H57ZM0 136H1V132H0ZM152 136H151V137H152ZM194 136H195V135H194ZM229 136H230V135H229ZM232 136H234V134H233ZM1 137H2V136H1ZM54 137H55V136H54ZM204 137H205V136H204ZM2 138H4V137H2ZM55 138H56V137H55ZM55 138H54V139H55ZM174 138H177V137H174ZM226 138H227V136H226ZM166 139H167V138H164V140H166ZM229 139H231V138H229ZM229 139H227V140L229 141ZM19 140H20V139H19ZM224 140H225V139H224ZM5 141H6V142H5ZM13 141H14V140H13ZM21 141H22V140H20V141H18V143H17V142H16V143H17V144H21V143H23V141H22V142H21ZM24 141H25V140H24ZM33 141H35V140H33ZM2 142H3L4 145H5V144H7L8 141H7V140H3ZM20 142H21V143H20ZM25 142H26V141H25ZM31 142H32V141H31ZM31 142H30V144H32ZM165 142H166V144H164V145H166V146L168 147V148H167V147H166V148L169 149V146L167 145V141H165ZM171 142H172V140H171ZM171 142H169V143H171ZM201 142H202V141H201ZM9 143H10V142H9ZM175 143H177V142H175ZM244 143H245V141H244ZM244 143H243V144H244ZM12 144L16 145L15 142H13ZM30 144H29V146H31ZM156 144H158V143H156ZM260 144H263V143H260ZM8 145L10 146V144H7V146L5 145V148L8 147ZM14 145H12V147H13ZM25 145H26V143H25ZM173 145H175V144H173ZM177 145H178V144H177ZM202 145H204V144H202ZM228 145H229V143H228ZM231 145H232V144H231ZM257 145H259V144H257ZM257 145H255V146H257ZM16 146H17V145H16ZM19 146L22 147V150H23V146H22V145H18V147H19ZM26 146H27V145H26ZM170 146H171V144H170ZM263 146H264V145H263ZM263 146H259V147H263ZM14 147H15V146H14ZM159 147H160V146H159ZM174 147H175V146H174ZM166 148H165V149H166ZM176 148L178 149L179 147H176ZM229 148H230V150H232L231 147H229ZM20 149H21V148H20ZM257 149H258V147H257ZM252 150H253V149H252ZM252 150H251V151H252ZM258 150H259V149H258ZM206 151H207V150H206ZM243 151H244V150H243ZM249 151H250V150H249ZM254 151L256 152V150H254ZM30 152H31V151H30ZM33 152H35V147H34V151H33ZM228 152H229V151H228ZM245 152H247V151H245ZM252 152H253V151H252ZM36 153H37V152H36ZM36 153H35V154H36ZM157 153H159V152H157ZM175 153H177V150H176ZM258 153H259V155H260V152H258ZM32 154H33V153H32ZM263 154H264V153H263ZM263 154H262V155H263ZM36 155H37V154H36ZM157 155H159V154H157ZM229 155H230V153H229ZM190 156H191V155H190ZM231 156H232V155H231ZM240 156H242V155H240ZM32 157H33V156H32ZM35 157H36V156H35ZM243 157H245V156H243ZM259 157H260V156H259ZM259 157H258V158H259ZM188 158H191V157H188ZM254 158H255V155H254ZM262 158H264V156H263ZM165 159H166V158H165ZM194 159H195V158H194ZM204 159H205V158H204ZM228 159H229V158H228ZM250 159H251V158H250ZM255 159H256V158H255ZM259 159H260V158H259ZM19 160H20V159H19ZM36 160H37V159H36ZM48 160H49V158H48ZM57 160H58V159H57ZM195 160H196V159H195ZM243 160H244V159H243ZM247 160H248V159H247ZM257 160H258V159H257ZM13 161H14V160H13ZM16 161H17V160H16ZM22 161H23V160H22ZM49 161H50V160H49ZM218 161H219V160H218ZM226 161H228V160L226 159ZM245 161H246V160H245ZM254 161H255V160H254ZM8 162H9V161H8ZM51 162H52V161H51ZM58 162H59V161H58ZM62 162H63V161H62ZM216 162H217V160H216ZM262 162H263V161H262ZM23 163H24V162H23ZM54 163H55V162H54ZM225 163H226V162H225ZM19 164H20V163H19ZM19 164H18V165H19ZM35 164H37V163H35ZM44 164H48V163L45 162ZM51 164H52V163H51ZM57 164H59V163H57ZM241 164H242V163H241ZM246 164H248V162H247ZM261 164H262V163H260L259 165H261ZM37 165H38V166H36L35 168H37V169L39 168L38 171L41 172L42 170L40 169V167L44 168V167H43V163H41L42 166H40L39 164H37ZM48 165H50V163H49ZM48 165H47V166H48ZM215 165H216V164H215ZM262 165L264 166V164H262ZM185 166H186V164H185ZM217 166H218V165H217ZM11 167H12V166H11ZM51 167H52V166H50L49 168L51 169ZM224 167H226V166H224ZM229 167H230V166H229ZM244 167H245V166H244ZM249 167H250V166H249ZM201 168H202V167H201ZM258 168H261V167H258ZM11 169H12V168H11ZM37 169H36V172H37V175H38V177H37V175H36L37 178H39V177H40V178L47 177V179L49 178L48 176H46V174H44V176H43V174H42L43 171L40 173V172L37 171ZM50 169L46 168V171H48V170H50ZM197 169H198V168H197ZM197 169H196V170H197ZM215 169H216V168H215ZM215 169H214V168H213V169H212V168L210 169V170H212V172H213L212 174H215V173H214V170H215ZM223 169H224V168H223ZM229 169H230V168H229ZM229 169H228V170H229ZM243 169H244V168H243ZM246 169H247V168H246ZM262 169H263V168H261V170H262ZM210 170H209V171H210ZM217 170H218V169H216V171H217ZM232 170H233V169H232ZM232 170H231V171H232ZM1 171H2V170H1ZM16 171H17V170H16ZM221 171H222V170H221ZM225 171H227V170H225ZM254 171H255V170H254ZM201 172H203V171H201ZM218 172H219V171H218ZM259 172H260V171H259ZM220 173H221V172H220ZM220 173H219V174H220ZM227 173H228V171H227ZM242 173L244 174L245 172H242ZM204 174H206V172H205ZM210 174H211V173H210ZM217 174H218V173L216 172L215 175H217ZM221 174H222V175H221ZM221 174H220V176L223 177V171H222ZM243 174H242V175H243ZM255 174H256V172H255ZM255 174H254V175H255ZM258 174H259V173H258ZM260 174H261V172H260ZM201 175H202V174H201ZM251 175H252V174H251ZM254 175H252V177H253ZM42 176H43V177H42ZM208 176H209V175H208ZM243 176H244V175H243ZM246 176H248V175H246ZM257 176H258V175H257ZM199 177H200V176H199ZM254 177H255V176H254ZM254 177H253V178H254ZM204 178H205V177H204ZM206 178H207V177H206ZM210 178H211V177H210ZM213 178H217V177H213ZM230 178H231V177H230ZM247 178H248V177H246V179H247ZM255 178H256V177H255ZM257 178H258V177H257ZM263 178H264V176H263ZM53 179H54V178H53ZM53 179H51V180H53ZM222 179H224V178H221V180H220V179H219V180H220V181H223ZM258 179H259V178H258ZM258 179H256V180H257V181H256V184H257V182H258ZM260 179H261V177H260ZM54 180H56V178H55ZM214 180H215V179H214ZM247 180H248V179H247ZM247 180H246V181H247ZM25 181H26V180H25ZM203 181H204V179H203ZM203 181H202V182H203ZM205 181H206V180H205ZM226 181H227V180H226ZM249 181H250V180H249ZM55 182H56V181H55ZM55 182H54L53 184H55ZM210 182H211V181H210ZM57 183H58V182H57ZM222 183H223V182H222ZM230 183H231V182H230ZM246 183H248V182H246ZM263 183H264V182H263ZM204 184H205V183H203V185H204ZM209 184H210V183H209ZM226 184H227V185H226ZM226 184H225L224 187L227 188V187H228V182H227ZM243 184H245V182H244ZM249 184H250V182H249ZM252 184H253V183H252ZM256 184H254V185H256ZM258 184H259V183H258ZM32 185H34V184H32ZM206 185H207V184H206ZM206 185H205V186H206ZM211 185H212V184H211ZM221 185H222V184H221ZM229 185H230V184H229ZM245 185H247V184H245ZM245 185H244V186H245ZM254 185H253V186H252V185H251V186L249 185V186H250L251 188H255ZM259 185H260V184H259ZM27 186H28V185H27ZM35 186H36V184H35ZM218 186H219V185H218ZM230 186H231V185H230ZM230 186L228 187V189H230ZM244 186H243V187H244ZM247 186H248V185H247ZM261 186H262V184H261ZM8 187H9V186H8ZM30 187H31V189H33L31 185H30ZM212 187H213V186H212ZM5 188H6V186H5ZM215 188H216V187H215ZM219 188H220V187H219ZM245 188H246V187H245ZM251 188H249V189H251ZM261 188L263 189V187H261ZM7 189H8V188H7ZM21 189H22V188H21ZM52 189H53V188H52ZM224 189H225V188H224ZM228 189H226V190H228ZM231 189H232V188H231ZM255 189H257V188H255ZM45 190L47 191V189H45ZM252 190H253V189H252ZM252 190H251V192L253 193L254 190H253V191H252ZM258 190H261V189H258ZM17 191H18V188H16V191H15V192H16V193H19V192H17ZM22 191H23V190H21L20 192H21V193H23V192L28 193V197H30L29 199L27 198V195H22V196H25V198L28 199L29 201L32 199V201H30V202H33V201H34L33 198L35 199V197L37 196V197H36V198H37V201L44 202L43 205H45V201H41L40 199L38 200V198H41V197H42L41 194H40V192L35 191V192H37V193H34L35 197L32 198V195H30V193L33 194L32 192H30L31 190L28 189L29 192H27V190H26V191H23V192H22ZM48 191H49V190H48ZM249 191H250V190H249ZM12 192H13V190H12ZM15 192L13 193L14 195H15ZM255 192H256V191H255ZM260 192H261V191H260ZM262 192H264V189H263ZM45 193H47V192H45ZM203 193H204V192H203ZM0 194H1V192H0ZM10 194H12V193H10ZM49 194H50V193H49ZM49 194H48V195H49ZM14 195H13V196H14ZM38 195H40V196L38 197ZM43 195H45V194H43ZM48 195H47V196H48ZM53 195H55V194H53ZM253 195H254V194H253ZM4 196H5V195H4ZM4 196L2 195V197H1V196H0V197L3 198ZM9 196H11V195H9ZM47 196H46V198H48ZM50 196H51V195H50ZM11 197H12V196H11ZM11 197H10V199H9L10 201H8L9 204H13V203H11V202H14V201H11ZM51 197H52V196H51ZM226 197H227V196H226ZM230 197H231V196H230ZM252 197H253V196H252ZM7 198H8V197H7ZM12 198H14V197H12ZM43 198H44V197H43ZM4 199H5V198H4ZM19 199H20V197H19ZM231 199H232V198H231ZM1 200H2V199H0V201H1ZM45 200H47V199H45ZM226 200H227V199H226ZM228 200H230V199H228ZM251 200H254V199H251ZM255 200H256V199H255ZM258 200H259V199H258ZM258 200H257V201H258ZM231 201H232V200H231ZM253 202H254V201H253ZM258 202H259V201H258ZM258 202H257V203H258ZM260 202H261V201H260ZM8 203H7V204H8ZM20 203H22V202L20 201ZM7 204H6V205H7ZM226 204H228V203H226ZM248 204H252V202L250 201V202H248ZM262 204H264V203H262ZM21 205H22V204H21ZM21 205H20V206H21ZM43 205H42V206H43ZM229 205H230V203H229ZM3 206H4V207H3ZM16 206H17V205H16ZM24 206H25V204H24ZM32 206H33V203H31V207H32ZM259 206H260V205H259ZM2 207H3V210H4L5 205H3V204L0 205V208H2ZM49 207H50V206H49ZM247 207H248V206H246V208H247ZM8 208H9V207H8ZM248 208H249V207H248ZM260 208H261V206H260ZM10 209H11V208H10ZM21 209H22V208H21ZM250 209H251V208L248 209V214H249V210H250ZM0 210H1V209H0ZM22 210H23V209H22ZM235 211H236V210H235ZM238 211H239V210H238ZM238 211H237V212H238ZM250 211H251V210H250ZM233 213H234V211H233ZM234 214H235V213H234ZM239 215H240V214H239ZM239 215H237L238 218H240ZM119 216H120V215H119ZM234 216H235V215H234ZM250 216H251V214H250ZM30 217H31V216H30ZM236 218H237V217H236ZM251 218H252V217H251ZM2 219H3V218L0 219L2 222L5 221L4 219H3V220H2ZM126 219H127V218H126ZM246 219H247V218H246ZM249 219H250V217H249ZM236 220H238V219H236ZM240 220H242V219L240 218ZM247 220H248V219H247ZM2 222H1V223H2ZM131 222H132V221H131ZM237 222H238V221H237ZM3 223H4V222H3ZM200 223H201V226H200V227H201L204 231H207L208 228H209V224H205V225L202 226V222H200ZM235 223H236V222H235ZM238 223H239V222H238ZM240 223H242V222H240ZM246 223H247V221H246ZM249 223H250V222H249ZM249 223H247L246 228H249V229H250ZM131 224H132V223H131ZM257 224H258V223H257ZM250 225H254V224H253V223H250ZM46 226H47V225H46ZM116 226H117V225H116ZM122 226H124V225H122ZM256 226H257V225H256ZM48 227H50V226H48ZM236 227H237V226H236ZM41 228H42V227H41ZM53 228H55V227H53ZM123 228H124V227H123ZM253 228H254V227H253ZM46 229H47V230H46L47 232H48L49 230L53 232V229H52V228H50V229L46 228ZM229 230H230V228H229ZM50 231H49V233H52V232H50ZM55 231H56V229H55ZM55 231H54V232H55ZM131 231H132V230H130V233H131ZM238 231H239V230H237V232H238ZM240 231H241V230H240ZM240 231H239V232H240ZM255 231H256V229H255ZM54 232H53L52 234H54ZM249 232H253V231H249ZM132 233H133V234H132ZM132 233H131L132 235H135V231H134V230L132 231ZM131 234H129V236H130ZM142 234H143V233H142ZM259 234H260V233H259ZM0 235H1V234H0ZM132 235H131V236H132ZM56 236H57V235H56ZM255 237H256V236H255ZM259 237H260V235H259ZM259 237H258V238H259ZM22 238H23V236H22ZM121 238L124 239V237H123L122 234H121ZM229 238H230V237H229ZM256 238H257V237H256ZM258 238H257V239H258ZM57 239H59V238H57ZM123 239H122L121 241H123ZM237 239H238V238H237ZM253 239H254V238H253ZM261 239H262V238H261ZM36 240H37V239H36ZM43 240H44V239H42L40 242H42V244H44L43 246H46V243L49 242V241L46 242V240H45V242H46V243H45ZM231 240H232V239H231ZM240 240H242V239H240ZM1 241H2V240H1ZM4 242H5V241H4ZM4 242H1V243H4ZM11 242L13 243V241H11ZM18 242H19V241H18ZM18 242H17V243H18ZM241 242H242V241H241ZM241 242H240V243H241ZM256 242H257V244H258V241H257V240H256ZM259 242H260V241H259ZM36 243L39 244L38 241H36V242L33 241V244H36ZM261 243H262V242H261ZM6 244H7V241H6ZM40 244H41V243H40ZM262 244H263V243H262ZM262 244H261V245H262ZM0 245H1V244H0ZM11 245H12V244H11ZM15 245H16V244H15ZM20 245H21V244H20ZM261 245H260V246H261ZM2 246L5 247L6 245H5V244H4V245H1V249L4 248V247H2ZM8 246H9V245H8ZM13 246H14V245H13ZM24 246H25V244H24ZM263 247H264V246H263ZM7 248H8V247H7ZM19 248H20V247H19ZM12 249H13V247H11L9 250H12ZM24 249H25V248H24ZM44 249H45V248H44ZM9 250H8V251H9ZM14 250H15V249H14ZM14 250H12L11 252H13ZM16 250H18V249H16ZM257 250H259V249H257ZM257 250L255 249V252H256ZM262 250H263V249H262ZM262 250H261V252H262ZM4 251H7V250H4ZM98 252H99V251H98ZM96 253H97V252H96ZM172 253H173V252H172ZM249 253H251V252H249ZM258 253H259V252H258ZM113 255H114V254H113ZM257 255H258V254H257ZM257 255H253V253H252V256L249 255V257H253V259H256V258H254V257H256ZM8 256H9V255H8ZM116 256H117V255L113 256V257H114L113 260H114V259L117 260V258H115ZM175 256H176V255H175ZM263 256H264V254H263ZM119 257H120V258H119ZM165 257H166V256H165ZM249 257H248V258H249ZM122 258H123V256H120V255L118 254V260H121ZM162 258H163V257H161L160 259H162ZM260 258H261V257H260ZM156 259H157V258H156ZM176 259H177V258H176ZM251 259H252V258H251ZM251 259H249L250 261H248L249 264L252 262ZM118 260H117V261H118ZM247 260H248V259H247ZM247 260H246V262H247ZM263 260H264V258H263ZM165 261L168 262V259H165ZM172 261H173V260H172ZM115 262H116V261H114V263H115ZM123 262H125V261H123ZM123 262H122V263H123ZM116 263H117V262H116ZM151 263H152V262H151ZM168 263H169V262H168ZM111 264H112V261H111ZM117 264H118V263H117ZM123 264H127V263L125 262V263H123ZM144 264H146V262H145ZM155 264H156V263H155Z\"/></svg>","mask_w":264,"mask_h":264}]
</instances>
